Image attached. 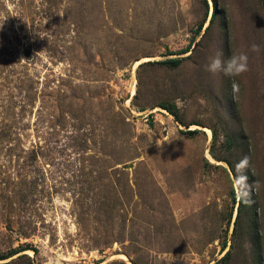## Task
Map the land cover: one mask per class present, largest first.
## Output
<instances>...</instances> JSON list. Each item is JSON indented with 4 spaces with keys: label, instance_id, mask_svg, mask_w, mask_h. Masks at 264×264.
<instances>
[{
    "label": "rangeland",
    "instance_id": "obj_1",
    "mask_svg": "<svg viewBox=\"0 0 264 264\" xmlns=\"http://www.w3.org/2000/svg\"><path fill=\"white\" fill-rule=\"evenodd\" d=\"M234 52L248 71H206ZM16 249L2 262L264 264V0H0Z\"/></svg>",
    "mask_w": 264,
    "mask_h": 264
},
{
    "label": "clouds",
    "instance_id": "obj_2",
    "mask_svg": "<svg viewBox=\"0 0 264 264\" xmlns=\"http://www.w3.org/2000/svg\"><path fill=\"white\" fill-rule=\"evenodd\" d=\"M205 67L206 71L213 75L222 73L224 76L235 78L248 71V55L245 52H234L231 57L225 60L223 53H217L214 57L209 58V62ZM233 90H239L235 82L233 83ZM246 163L247 158L241 164L237 165V167L240 168Z\"/></svg>",
    "mask_w": 264,
    "mask_h": 264
},
{
    "label": "trees",
    "instance_id": "obj_3",
    "mask_svg": "<svg viewBox=\"0 0 264 264\" xmlns=\"http://www.w3.org/2000/svg\"><path fill=\"white\" fill-rule=\"evenodd\" d=\"M205 2L207 3V0H205ZM216 13H217V6H216V4H215V7H214V10H213V15H212V17H211V21H213V19H214V16L216 15ZM200 31H201V29H200ZM198 33H200V32H198ZM190 49H188V50H186V51H184V52H188ZM182 60H183V58L182 57H173V58H167V59H165L164 60V62L165 63H169V64H172V65H178V64H180L181 62H182ZM234 192V191H233ZM21 251V249H16V250H13L11 253H9V254H5V253H3V254H1L0 253V264H15V260H16V258H23V259H25V258H27L28 259V262H25L24 264H33L32 263V261H31V259H30V257H28L26 254H20V255H18V257H16V258H12V259H10L9 261H5V262H2V260H5V259H8V258H11V257H13L15 254H17V253H19ZM228 253H229V251L226 253V255H228ZM225 255V256H226Z\"/></svg>",
    "mask_w": 264,
    "mask_h": 264
},
{
    "label": "water",
    "instance_id": "obj_4",
    "mask_svg": "<svg viewBox=\"0 0 264 264\" xmlns=\"http://www.w3.org/2000/svg\"><path fill=\"white\" fill-rule=\"evenodd\" d=\"M194 48V47H193Z\"/></svg>",
    "mask_w": 264,
    "mask_h": 264
}]
</instances>
